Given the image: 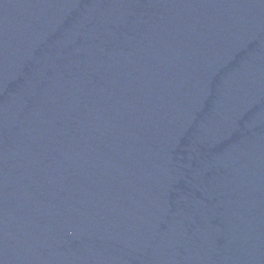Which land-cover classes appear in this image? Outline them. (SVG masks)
Masks as SVG:
<instances>
[{"label":"water","instance_id":"1","mask_svg":"<svg viewBox=\"0 0 264 264\" xmlns=\"http://www.w3.org/2000/svg\"><path fill=\"white\" fill-rule=\"evenodd\" d=\"M0 264H264V0H0Z\"/></svg>","mask_w":264,"mask_h":264}]
</instances>
